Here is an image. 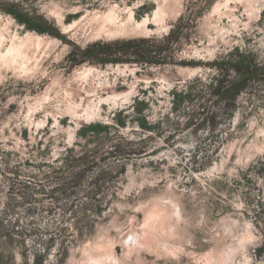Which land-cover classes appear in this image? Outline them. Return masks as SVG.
Masks as SVG:
<instances>
[{"label": "rangeland", "instance_id": "374dc122", "mask_svg": "<svg viewBox=\"0 0 264 264\" xmlns=\"http://www.w3.org/2000/svg\"><path fill=\"white\" fill-rule=\"evenodd\" d=\"M159 5L149 30L95 34L110 8L121 24ZM134 38L164 47L163 63L68 57ZM13 45L0 58V264H264V77L227 102L211 65L246 51L264 65V0H0V48ZM123 109L119 135L77 137ZM122 137L150 153L111 157Z\"/></svg>", "mask_w": 264, "mask_h": 264}, {"label": "trees", "instance_id": "16d2710c", "mask_svg": "<svg viewBox=\"0 0 264 264\" xmlns=\"http://www.w3.org/2000/svg\"><path fill=\"white\" fill-rule=\"evenodd\" d=\"M4 11L12 14L19 22L26 25L27 28L36 30L38 32H49L52 34H58L54 32L47 21L43 17L34 19L27 13L17 11L13 4L5 3ZM61 36V35H60ZM168 39L178 41L180 34L177 33L175 26L166 36ZM146 38H134L127 40H116L111 42L97 41L87 47L70 52L68 57L73 63H80L82 61H89L93 63H114L125 64L135 63L140 66H146L149 64H161L164 59V47L149 45ZM258 60L257 56L251 52H242L237 57L217 60L211 65L218 71V77L216 78L215 85L213 84L212 92L218 96V99L231 102L235 101L239 94L248 88L250 83L258 77H264V65ZM233 73V76L230 74ZM232 76V77H231ZM264 79V78H263ZM184 94L188 97V91L184 90L176 95ZM136 110V109H135ZM140 115L143 114L142 109L136 110ZM232 111V110H231ZM125 109L121 110L114 116V121L117 123L106 124L104 122H92L89 124H81L77 130L78 138H85L88 142L101 141L106 138L112 139L114 136L119 135L117 130H120L121 126L126 125V119L130 117L129 113L125 114ZM125 114V115H124ZM132 118V117H131ZM213 115L207 116L201 122V125L212 120ZM140 127L143 130L151 129L146 116H141ZM113 136V137H112ZM125 138V143L115 144L112 146V150L109 151L111 157L116 158H131L134 155H147L150 153L149 146H139L145 140V138L130 139ZM152 152V151H151ZM154 152V151H153ZM84 155H80L78 160H83ZM34 264H38L40 260L37 257L33 259Z\"/></svg>", "mask_w": 264, "mask_h": 264}, {"label": "bare ground", "instance_id": "6f19581e", "mask_svg": "<svg viewBox=\"0 0 264 264\" xmlns=\"http://www.w3.org/2000/svg\"><path fill=\"white\" fill-rule=\"evenodd\" d=\"M161 7L159 5L157 10H155V13L153 14V16L152 17H148L147 16L142 22L139 21V22L130 23L129 22L130 18H128L129 20L126 19L124 22L120 21L121 24H119V23L117 24L118 20L116 19L115 13L110 8L111 10L109 9L106 12H103L101 15L96 16V20L101 19L102 22L96 28L97 31H96L95 34H98V35H102L103 34V35H106V36L123 35V34H126L129 30H135V29H138V28H141V27L145 28V29L147 28V30H149L148 27H147L148 23H152L153 22L155 24H157V23L160 24L161 21L164 22L163 21L164 19L162 17V15H164V13L162 12L163 8H161ZM113 8H115V7H113ZM94 15H96V14H94ZM129 24H134V26H130ZM138 30H140V29H138ZM129 33H130V31H129ZM13 53H14V45L10 46L6 53H3L1 48H0V58H6L9 54H13Z\"/></svg>", "mask_w": 264, "mask_h": 264}]
</instances>
